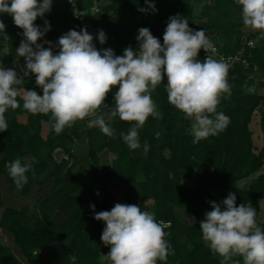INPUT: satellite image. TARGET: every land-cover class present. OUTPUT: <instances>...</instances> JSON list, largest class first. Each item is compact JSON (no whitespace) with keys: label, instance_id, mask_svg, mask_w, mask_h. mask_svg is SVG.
Instances as JSON below:
<instances>
[{"label":"trees","instance_id":"16d2710c","mask_svg":"<svg viewBox=\"0 0 264 264\" xmlns=\"http://www.w3.org/2000/svg\"><path fill=\"white\" fill-rule=\"evenodd\" d=\"M107 1L99 4L101 0H53L51 11L35 21L41 28L45 21L51 25L37 43L57 45L62 35L73 29L87 30L84 24L89 23L98 33L103 30L108 35L106 48L123 55L128 46L138 49L136 37L140 28H148L163 44L169 18L183 16L193 30H205L220 57L231 59L227 62L231 65L227 77L231 92L221 97L217 107L218 112L230 117V123L218 135L193 143L191 122L168 102L165 76L152 93L163 118L147 119L138 130L142 147L133 151L121 135L130 130L132 122L118 117L109 121L114 134L108 136L97 127L89 128L85 118L56 134L49 123L50 115L24 110L23 96L18 93L20 107L5 114L8 128L0 132V182L5 178L7 189L19 196L31 195L35 187L43 194L33 208L17 209L5 205L0 189V229L13 236L23 254L20 259L9 246L0 243V264H73V255L77 258L75 264H110L105 259L110 247L101 241L105 224L94 219L90 205H95V212L108 210L115 192L121 203L154 212L156 220L166 226L165 239L174 251L166 264H221L223 258L206 246L200 231V221L212 210V202L222 203L229 193H235L237 206L251 203L257 209L258 223L264 227V173L248 180L264 169V93L259 92L264 84L254 77L258 71L264 73V38L258 39L259 33L246 38L241 7L234 0H206L200 20L196 18L195 0H149L155 4V12L148 8L146 0ZM93 8L98 11L92 13ZM140 8L147 11L141 12ZM81 11L88 13L84 21L76 16ZM0 19L6 25L5 33L0 35V65L15 68L24 59L16 54L23 30L8 14ZM58 24L63 27L61 31ZM44 47L59 52L46 44ZM206 55L212 53L201 49L198 58L204 60ZM23 79L24 91L43 94L34 74ZM252 87L255 90L248 91ZM116 90L105 99L109 108L114 106ZM258 112L261 147L256 146L251 129ZM20 116H26V121H20ZM80 144L85 152L75 162ZM58 151L64 153L61 160L56 157ZM103 155L112 157L111 166L100 172ZM18 157H27L33 164L22 189H17L6 168ZM233 260L243 264L240 256Z\"/></svg>","mask_w":264,"mask_h":264},{"label":"clouds","instance_id":"9594fccd","mask_svg":"<svg viewBox=\"0 0 264 264\" xmlns=\"http://www.w3.org/2000/svg\"><path fill=\"white\" fill-rule=\"evenodd\" d=\"M241 7L244 27L259 30L264 38V0H234ZM53 0H0V16L8 14L14 24L23 30V39L16 50L25 59L23 77L35 75V90H25L23 109L32 114L50 115V125L56 134L71 127L78 120L87 119V126L97 127L112 136L114 129L108 123L115 118L132 122L127 133H121L130 150L142 147L141 129L151 116L162 119L163 114L152 98V93L167 78L168 102L180 111L190 123L193 143L218 135L230 123V117L218 112L221 97L230 94L228 72L231 65L223 59L206 55L213 45L204 29L193 30L189 20L176 15L169 18L163 35V44L151 31L142 27L136 37L139 47L124 49L116 55L111 48L98 50L94 37L86 30H70L62 35L56 47L58 53L37 43L51 25L43 28L35 24L38 17L51 11ZM148 8L156 11L155 4L146 0ZM146 12L147 9H138ZM6 25L0 19V35ZM101 45L106 42L103 30L98 33ZM44 43H51L45 41ZM51 46H54L51 45ZM14 68L0 65V132L8 128L6 113L20 107L18 89L24 79ZM113 93L111 108L105 104ZM145 152L148 150L144 145ZM17 189L28 183L33 168L27 157H18L6 165ZM99 194V193H97ZM235 193H229L222 203L212 202V210L200 221L203 242L223 259L221 264H264V227L257 221V209L251 203L236 204ZM94 219L103 221L101 241L110 251L105 255L110 264H158L174 251L165 239V225L158 222L155 213L142 210L136 204L116 203L111 210L95 212ZM73 264L76 257H70Z\"/></svg>","mask_w":264,"mask_h":264},{"label":"rangeland","instance_id":"374dc122","mask_svg":"<svg viewBox=\"0 0 264 264\" xmlns=\"http://www.w3.org/2000/svg\"><path fill=\"white\" fill-rule=\"evenodd\" d=\"M205 1L206 0H195L194 1V3L197 6V15H196L197 20L201 19V9H202L203 5L205 4ZM100 3L101 4H107L108 1L107 0H101V2H99V4ZM57 29L59 31H61L63 29V27L60 24H58ZM195 30H199V28H195ZM242 31L245 33L246 38L248 37L249 34L259 33V30L254 31V30L248 29L246 27H244L242 29ZM41 44H43V45L46 44L48 46H51L48 43H44V42H42ZM51 44L53 45V43H51ZM51 47H53V46H51ZM24 66H25V59H21L14 68L20 77H22V72H23L22 70H23ZM254 77L256 78V81L258 83L264 84V73L263 72L258 71L257 73H255ZM16 87L18 89V93L23 96L24 89L21 88V84L16 85ZM253 90H255V88H253V87L248 89V91H250V92H252ZM259 92L264 93V88ZM26 119H27L26 116H20V121L25 122ZM260 119H261L260 112H258L254 116L253 122L251 124V129L254 132L255 144L258 147L262 146V131H261V126H260ZM84 152H85L84 146L80 144L77 148V151L75 152V162H79L81 160V158L84 155ZM63 154L64 153L62 151L56 152V157L58 159H60L61 157H64ZM111 158L112 157L110 155H103L102 162H101V165L99 168L100 172H105V171L109 170V168L111 166ZM262 173H264V169L260 173H258L257 175H254L252 178L248 179L249 182H251L252 179L257 178ZM0 183H1L0 189L3 192L5 205L8 207L20 209L23 206H26L29 208H33L35 206L39 196L43 194V192H39L38 187H35L34 192L31 195L19 196L16 193H12L7 189L5 178L2 177ZM116 203H121V202H120L118 193L115 192V193L111 194L108 210H111ZM261 206H262L261 207V209H262L261 221L264 222V201H261ZM186 218L189 220L190 223L193 222L192 218H190V217H186ZM0 243L9 246L18 258L23 259V254H22L19 246L15 243L13 236L10 233L4 231L3 229H0ZM105 259H108V258L106 257Z\"/></svg>","mask_w":264,"mask_h":264},{"label":"built area","instance_id":"2783aa9c","mask_svg":"<svg viewBox=\"0 0 264 264\" xmlns=\"http://www.w3.org/2000/svg\"><path fill=\"white\" fill-rule=\"evenodd\" d=\"M97 11H98L97 8H93V9H92V13L97 12ZM87 14H88L87 12H82V11H81V12H77V13H76V16H77L78 18H81V19L84 21V20L86 19ZM84 26H85V28H87L88 32L94 37V44H95V46L97 47V49H98V50L107 49V48H106V43H107L108 40H109L108 35L106 34V42H105L103 45H101V44L99 43L98 38H97V37H98V30H97V28L94 27V26H92V25L89 24V23H85ZM253 44H254V42L251 41V42H250V45L253 46ZM53 48H54L56 51H59V48L56 47L55 45L53 46ZM209 52H211V53H212L211 56H213V57L216 58V59H223V60L226 61V62H230V61H231V59H226L225 57H220V56L218 55L217 47H212V49H210Z\"/></svg>","mask_w":264,"mask_h":264},{"label":"crops","instance_id":"0c3cea01","mask_svg":"<svg viewBox=\"0 0 264 264\" xmlns=\"http://www.w3.org/2000/svg\"><path fill=\"white\" fill-rule=\"evenodd\" d=\"M58 152H59V151H58ZM63 156H64V154H63ZM62 158H63V157H61L60 159H58V158H57V159H58V160H61Z\"/></svg>","mask_w":264,"mask_h":264},{"label":"bare ground","instance_id":"6f19581e","mask_svg":"<svg viewBox=\"0 0 264 264\" xmlns=\"http://www.w3.org/2000/svg\"><path fill=\"white\" fill-rule=\"evenodd\" d=\"M49 45H52L51 43H48Z\"/></svg>","mask_w":264,"mask_h":264}]
</instances>
